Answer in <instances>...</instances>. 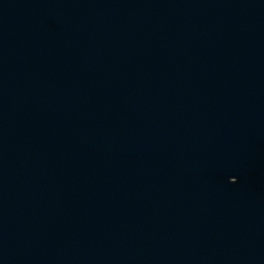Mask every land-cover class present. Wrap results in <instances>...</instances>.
<instances>
[{
	"label": "water",
	"instance_id": "water-1",
	"mask_svg": "<svg viewBox=\"0 0 264 264\" xmlns=\"http://www.w3.org/2000/svg\"><path fill=\"white\" fill-rule=\"evenodd\" d=\"M0 264H264V0H0Z\"/></svg>",
	"mask_w": 264,
	"mask_h": 264
}]
</instances>
